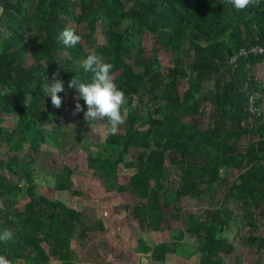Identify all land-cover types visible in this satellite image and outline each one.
Wrapping results in <instances>:
<instances>
[{
	"label": "trees",
	"instance_id": "obj_1",
	"mask_svg": "<svg viewBox=\"0 0 264 264\" xmlns=\"http://www.w3.org/2000/svg\"><path fill=\"white\" fill-rule=\"evenodd\" d=\"M0 6V170L15 178L0 171V230L12 233L0 242V256L9 264H113L97 251L96 262L80 261L74 245L94 243L104 222L38 195L33 173L25 164L22 174L20 162L23 151L64 149L61 118L66 97L75 94L67 83L75 75L91 78L82 61L95 52L112 63L130 109L122 108L125 122L115 133L88 147L87 168L107 193L128 195L121 211L142 233L173 237L152 243L140 237L137 252L168 264L190 237L196 247L183 262L225 264L242 236L257 256L253 264H264V114L248 110V93L257 90L251 68L264 54L229 63L241 48L264 45V0L242 10L229 0H0ZM65 27L79 34L75 46L56 39ZM98 33L105 43L96 46ZM146 33L159 46L150 56L142 45ZM161 50L173 55L172 66L162 64ZM55 72L65 86L59 108L40 92L43 75ZM84 123L88 140L95 123ZM75 173L66 164L55 174L56 191L81 197ZM186 199L210 204L195 211Z\"/></svg>",
	"mask_w": 264,
	"mask_h": 264
},
{
	"label": "rangeland",
	"instance_id": "obj_2",
	"mask_svg": "<svg viewBox=\"0 0 264 264\" xmlns=\"http://www.w3.org/2000/svg\"><path fill=\"white\" fill-rule=\"evenodd\" d=\"M85 30V28H83ZM82 29V30H83ZM105 43L104 37L101 33H98L95 45L99 46ZM142 45L145 47L147 55H151L154 47H159L156 43L155 37L146 33L142 39ZM160 60L166 67L174 64L173 55L163 50L160 51ZM31 63V60H30ZM117 75H113L114 80ZM206 87H212L211 82L204 83ZM74 95L66 97V109L63 110L61 122L65 125V132L63 133V145L62 151L47 147L40 152L28 154L22 156L25 151L21 153V173H24L25 164L28 167L25 169V173L31 171L34 177V184L36 185V192L38 195H44L50 199H60L66 202L69 206L83 208L86 216L90 217V221L94 222L95 219H101L106 227L104 232H101L96 237V240L92 244H88L84 248L78 249L76 245L75 251L78 254V258L83 262H96L97 256H105L104 259L111 260L113 264H154L148 255L138 253L137 245L138 239L144 237L148 243L158 241L159 238L164 240H170L172 237L169 231H165L161 236L153 235L150 233H142L138 228V224L127 215L122 212L121 206L125 202V198L128 195H117L115 193H107L103 182L96 178L90 170L87 168V155L89 146L94 142V146H98L103 143L108 133L110 132L105 122L98 120L91 130H87L88 140H82V134H84L85 125L84 118H78V114L74 112ZM123 108L128 110L130 107L123 105ZM84 129V131H83ZM107 132V133H106ZM135 149H132L130 154L126 157L131 159L132 153ZM69 164L75 168L76 173L74 179L76 187L83 190L81 197H77L73 194L59 193L55 189V174ZM6 180L12 182L15 180L10 172L7 170H0ZM121 180L123 174H121ZM177 180V176H175ZM126 180V179H125ZM23 186L26 184L25 180L21 181ZM121 182V181H120ZM130 198V197H129ZM25 198L22 199L23 204ZM129 201V200H128ZM130 201L136 203L135 199ZM186 207H190L195 211H198L202 207L208 206L209 201H196L192 199H186L183 201ZM2 202L0 201V206ZM238 212H241V207H236ZM177 226L176 224H173ZM242 236L238 237L236 241V253L235 257L226 258L225 264H253L256 261L257 256L254 253L246 250L242 244ZM195 240L187 237L180 243V249L177 260L170 259L168 264H198L197 258L186 259L183 262V258L188 256L193 249H195ZM100 252L96 257L93 256V252ZM190 256V255H189ZM238 257L239 262L236 260ZM54 262V261H53ZM58 264V263H53Z\"/></svg>",
	"mask_w": 264,
	"mask_h": 264
},
{
	"label": "clouds",
	"instance_id": "obj_3",
	"mask_svg": "<svg viewBox=\"0 0 264 264\" xmlns=\"http://www.w3.org/2000/svg\"><path fill=\"white\" fill-rule=\"evenodd\" d=\"M252 2L253 0H229L232 8L237 10L245 9ZM56 39L65 47H72L79 42L80 36L73 28L65 27L59 31ZM82 66L85 73H91V78L82 80L75 75L67 83V87L75 92L74 112L82 111L84 120L90 123L104 121L109 131L115 133L118 126L125 122L122 108L126 103V97L112 79L113 65L95 52H90L83 59ZM64 90V81L59 77V72L53 73L51 79L46 73L43 75L40 92L50 98L54 107H60L62 97L58 94ZM11 239L12 233L9 230H0V242ZM0 264H9V261L4 256H0Z\"/></svg>",
	"mask_w": 264,
	"mask_h": 264
},
{
	"label": "built area",
	"instance_id": "obj_4",
	"mask_svg": "<svg viewBox=\"0 0 264 264\" xmlns=\"http://www.w3.org/2000/svg\"><path fill=\"white\" fill-rule=\"evenodd\" d=\"M262 55L264 54V45H253L250 47L241 48L239 52L233 55L229 63H236L241 57H248L249 55ZM261 92L258 90H254L248 93V110L252 115L260 116L263 112L261 107L258 104V101L261 98Z\"/></svg>",
	"mask_w": 264,
	"mask_h": 264
},
{
	"label": "crops",
	"instance_id": "obj_5",
	"mask_svg": "<svg viewBox=\"0 0 264 264\" xmlns=\"http://www.w3.org/2000/svg\"><path fill=\"white\" fill-rule=\"evenodd\" d=\"M252 72L256 81L257 90L261 92L260 106L264 114V55L254 65H252Z\"/></svg>",
	"mask_w": 264,
	"mask_h": 264
},
{
	"label": "water",
	"instance_id": "obj_6",
	"mask_svg": "<svg viewBox=\"0 0 264 264\" xmlns=\"http://www.w3.org/2000/svg\"><path fill=\"white\" fill-rule=\"evenodd\" d=\"M3 14H4V8L2 6H0V23H1V20H2Z\"/></svg>",
	"mask_w": 264,
	"mask_h": 264
}]
</instances>
